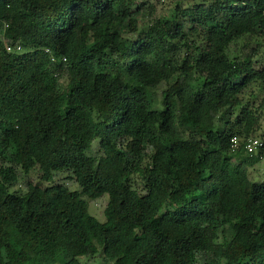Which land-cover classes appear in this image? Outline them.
<instances>
[{"label":"trees","instance_id":"trees-1","mask_svg":"<svg viewBox=\"0 0 264 264\" xmlns=\"http://www.w3.org/2000/svg\"><path fill=\"white\" fill-rule=\"evenodd\" d=\"M173 3L0 0V264H264V0Z\"/></svg>","mask_w":264,"mask_h":264},{"label":"rangeland","instance_id":"rangeland-1","mask_svg":"<svg viewBox=\"0 0 264 264\" xmlns=\"http://www.w3.org/2000/svg\"><path fill=\"white\" fill-rule=\"evenodd\" d=\"M142 1V0H139ZM148 5H151L150 12H146L145 10L144 16L141 17V23L145 24L150 17L153 16H162L170 14V9L173 7V0H146ZM241 41L238 43V45ZM164 88V84L159 85L157 89L154 91V95L156 99H160L161 90ZM262 126L264 127V117L262 119ZM264 129V128H263ZM264 133V130L262 131ZM97 140H95L96 142ZM94 142L92 147L89 150L90 155H95L98 149V145ZM18 173L19 180L17 181L14 189H24L25 182L27 179H31L33 181H38V172L36 170H32L29 174L25 175L21 172L19 168L16 169ZM250 174L255 180L264 179V155L261 157L260 161H257L251 168ZM134 182L139 181L137 177L134 176ZM54 183H63L71 189H76L78 186L73 178L70 177V173L68 172H58L54 176ZM108 200V196L105 194L98 199L89 200L88 208L89 212L94 215L99 221H104V208L106 202ZM83 262L87 264H97L100 262L101 264H110L108 260L104 261L101 255L94 256L91 258H83Z\"/></svg>","mask_w":264,"mask_h":264},{"label":"built area","instance_id":"built-area-1","mask_svg":"<svg viewBox=\"0 0 264 264\" xmlns=\"http://www.w3.org/2000/svg\"><path fill=\"white\" fill-rule=\"evenodd\" d=\"M5 49L7 52H12L13 50H19L20 46L16 45L15 47L11 46L7 41L4 40ZM15 48V49H14ZM244 150L249 155L258 154L259 151L262 152L260 156L264 155V139L260 137H250L242 145ZM230 148L232 151H236L239 148V139L236 136L230 138Z\"/></svg>","mask_w":264,"mask_h":264},{"label":"clouds","instance_id":"clouds-1","mask_svg":"<svg viewBox=\"0 0 264 264\" xmlns=\"http://www.w3.org/2000/svg\"><path fill=\"white\" fill-rule=\"evenodd\" d=\"M53 60V59H52Z\"/></svg>","mask_w":264,"mask_h":264}]
</instances>
